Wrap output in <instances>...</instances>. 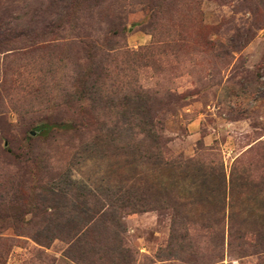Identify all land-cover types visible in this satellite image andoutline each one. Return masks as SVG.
<instances>
[{"label": "rangeland", "instance_id": "374dc122", "mask_svg": "<svg viewBox=\"0 0 264 264\" xmlns=\"http://www.w3.org/2000/svg\"><path fill=\"white\" fill-rule=\"evenodd\" d=\"M0 39V264H78L32 235L104 197L134 264H264V0H0ZM140 91L158 147L111 132Z\"/></svg>", "mask_w": 264, "mask_h": 264}, {"label": "trees", "instance_id": "16d2710c", "mask_svg": "<svg viewBox=\"0 0 264 264\" xmlns=\"http://www.w3.org/2000/svg\"><path fill=\"white\" fill-rule=\"evenodd\" d=\"M206 42L210 44V41ZM142 96V91L134 93L132 108L118 113L116 128L111 132L118 141L138 138L140 143L158 147L161 136L153 127L151 117L143 110L146 99ZM83 203L63 211L62 207L67 204L61 205L60 215L55 217L57 220L42 227V231L32 235L33 239L42 245L56 238L66 241L67 255L78 264H134V252L124 236L123 221L124 214L132 212L127 210L131 203L127 200L115 202L105 197L95 208L86 206L87 198Z\"/></svg>", "mask_w": 264, "mask_h": 264}]
</instances>
